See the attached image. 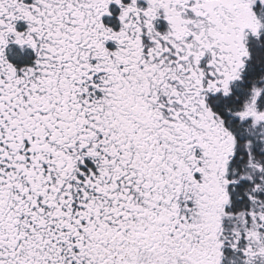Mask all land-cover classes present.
<instances>
[{
  "label": "snow or ice",
  "instance_id": "1",
  "mask_svg": "<svg viewBox=\"0 0 264 264\" xmlns=\"http://www.w3.org/2000/svg\"><path fill=\"white\" fill-rule=\"evenodd\" d=\"M0 264H264V0H0Z\"/></svg>",
  "mask_w": 264,
  "mask_h": 264
}]
</instances>
